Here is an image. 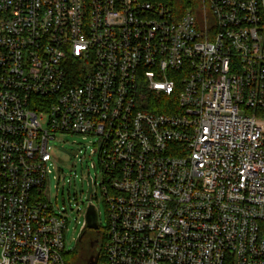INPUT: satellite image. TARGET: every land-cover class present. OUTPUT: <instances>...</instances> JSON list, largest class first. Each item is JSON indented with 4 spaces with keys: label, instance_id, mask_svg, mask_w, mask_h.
<instances>
[{
    "label": "built area",
    "instance_id": "1",
    "mask_svg": "<svg viewBox=\"0 0 264 264\" xmlns=\"http://www.w3.org/2000/svg\"><path fill=\"white\" fill-rule=\"evenodd\" d=\"M200 1L0 0V264H65L58 133L97 138V264H264V0Z\"/></svg>",
    "mask_w": 264,
    "mask_h": 264
},
{
    "label": "rangeland",
    "instance_id": "2",
    "mask_svg": "<svg viewBox=\"0 0 264 264\" xmlns=\"http://www.w3.org/2000/svg\"><path fill=\"white\" fill-rule=\"evenodd\" d=\"M96 143L97 138L93 136L60 133L50 141L49 149L55 157L56 164L47 184L52 202L60 207L66 205L68 208V225L64 241L66 252L79 248V237L83 232L82 227L89 206L87 177H92L98 183L103 180L99 154L91 155ZM93 162L96 163V167L92 165ZM59 176L65 179H59ZM96 193L98 200L94 199L92 204L97 207L99 227L103 234L107 227L106 207L100 190H96Z\"/></svg>",
    "mask_w": 264,
    "mask_h": 264
},
{
    "label": "trees",
    "instance_id": "3",
    "mask_svg": "<svg viewBox=\"0 0 264 264\" xmlns=\"http://www.w3.org/2000/svg\"><path fill=\"white\" fill-rule=\"evenodd\" d=\"M166 3H169L173 8L178 12L182 13L186 9L196 5L199 7L201 3L200 0H164ZM175 101V98H170L167 95L156 96L154 94H149L144 100L142 109L148 112H162L169 111V102ZM165 103V105H164ZM165 106V107H164ZM87 228V227H86ZM84 229L82 234L79 237V248L72 252H64L63 257L65 264H89L90 258L98 254L99 260L103 256V244L106 240L105 233L100 231L95 233L88 229ZM103 235V237L101 236ZM95 238L98 239V242H95ZM94 244V245H93Z\"/></svg>",
    "mask_w": 264,
    "mask_h": 264
},
{
    "label": "water",
    "instance_id": "4",
    "mask_svg": "<svg viewBox=\"0 0 264 264\" xmlns=\"http://www.w3.org/2000/svg\"><path fill=\"white\" fill-rule=\"evenodd\" d=\"M92 191V185L89 184L88 187V192H87V199L90 198V193ZM86 221H87V228L90 229H97L98 228V214L97 211L94 207V205H89L86 211ZM97 260H98V254L94 255L90 258V262L89 264H97Z\"/></svg>",
    "mask_w": 264,
    "mask_h": 264
},
{
    "label": "flooded vegetation",
    "instance_id": "5",
    "mask_svg": "<svg viewBox=\"0 0 264 264\" xmlns=\"http://www.w3.org/2000/svg\"><path fill=\"white\" fill-rule=\"evenodd\" d=\"M88 229H90V228H88ZM91 231H94V232L97 234V233H99V232L101 231V229H100V227L98 226L97 229H91ZM95 242H96V243L98 242V239H97V238H95ZM93 245H94V244H93Z\"/></svg>",
    "mask_w": 264,
    "mask_h": 264
}]
</instances>
